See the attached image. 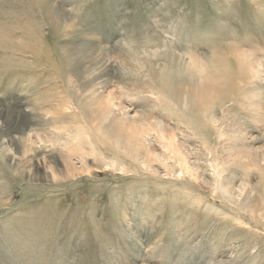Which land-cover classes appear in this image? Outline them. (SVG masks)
Returning a JSON list of instances; mask_svg holds the SVG:
<instances>
[{
  "label": "rangeland",
  "instance_id": "rangeland-1",
  "mask_svg": "<svg viewBox=\"0 0 264 264\" xmlns=\"http://www.w3.org/2000/svg\"><path fill=\"white\" fill-rule=\"evenodd\" d=\"M0 264H264V0H0Z\"/></svg>",
  "mask_w": 264,
  "mask_h": 264
},
{
  "label": "bare ground",
  "instance_id": "bare-ground-1",
  "mask_svg": "<svg viewBox=\"0 0 264 264\" xmlns=\"http://www.w3.org/2000/svg\"><path fill=\"white\" fill-rule=\"evenodd\" d=\"M183 98V97H182ZM189 100V99H188ZM184 101V100H183ZM192 103H193V100H192ZM190 105V104H189ZM193 105V104H192ZM213 110V109H212ZM211 110V111H212ZM203 111V110H202ZM207 111V110H206ZM208 111H210V110H208ZM202 114V113H201ZM206 114V113H205ZM207 115V114H206ZM209 115V114H208ZM211 115V114H210ZM214 121V120H213Z\"/></svg>",
  "mask_w": 264,
  "mask_h": 264
}]
</instances>
